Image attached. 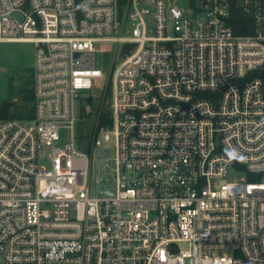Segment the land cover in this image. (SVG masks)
Wrapping results in <instances>:
<instances>
[{"label":"built area","instance_id":"built-area-1","mask_svg":"<svg viewBox=\"0 0 264 264\" xmlns=\"http://www.w3.org/2000/svg\"><path fill=\"white\" fill-rule=\"evenodd\" d=\"M0 41L34 45L0 264H264V0H0Z\"/></svg>","mask_w":264,"mask_h":264},{"label":"rangeland","instance_id":"rangeland-1","mask_svg":"<svg viewBox=\"0 0 264 264\" xmlns=\"http://www.w3.org/2000/svg\"><path fill=\"white\" fill-rule=\"evenodd\" d=\"M184 2V0H179ZM109 59V57H108ZM100 61V62H99ZM98 65L103 67L98 59ZM34 67V45L24 41H0V106L3 102L10 101L14 104H22L18 94V87L24 84L25 80L31 79V70ZM110 67L107 69L109 70ZM100 80H96L97 85ZM9 83L12 87L9 89ZM94 100L89 102V107L82 106L83 101L78 102V143L80 147L91 151V143L94 139L97 125V113L104 110L108 104V97L103 103L104 91L94 89ZM89 93H85L88 95ZM103 103V104H102ZM13 107V105H11ZM11 110V107H10ZM104 115V114H102ZM101 115V118H102ZM63 140L67 138V131L62 130Z\"/></svg>","mask_w":264,"mask_h":264},{"label":"trees","instance_id":"trees-1","mask_svg":"<svg viewBox=\"0 0 264 264\" xmlns=\"http://www.w3.org/2000/svg\"><path fill=\"white\" fill-rule=\"evenodd\" d=\"M121 2L124 0H120ZM32 72V70H31ZM12 84L9 83V89ZM18 94L21 97L22 104H14L10 101H5L0 106V116L3 117H31L33 114L34 91H33V73L31 79L25 80L24 84L18 87ZM13 105V107L11 106ZM11 107V110H10ZM102 122L105 116L102 115Z\"/></svg>","mask_w":264,"mask_h":264},{"label":"water","instance_id":"water-1","mask_svg":"<svg viewBox=\"0 0 264 264\" xmlns=\"http://www.w3.org/2000/svg\"><path fill=\"white\" fill-rule=\"evenodd\" d=\"M92 99H93L92 96H88V97H87V102H91Z\"/></svg>","mask_w":264,"mask_h":264}]
</instances>
